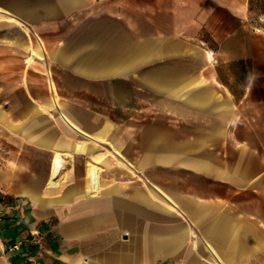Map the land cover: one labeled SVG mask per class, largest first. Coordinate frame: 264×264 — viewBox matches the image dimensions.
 I'll return each mask as SVG.
<instances>
[{"label": "crops", "instance_id": "1", "mask_svg": "<svg viewBox=\"0 0 264 264\" xmlns=\"http://www.w3.org/2000/svg\"><path fill=\"white\" fill-rule=\"evenodd\" d=\"M258 1L0 0V264H264Z\"/></svg>", "mask_w": 264, "mask_h": 264}, {"label": "rangeland", "instance_id": "2", "mask_svg": "<svg viewBox=\"0 0 264 264\" xmlns=\"http://www.w3.org/2000/svg\"><path fill=\"white\" fill-rule=\"evenodd\" d=\"M256 7L258 8V9H260V11L262 10V11H264V0H259L258 2H257V5H256ZM261 13H257L256 15H260Z\"/></svg>", "mask_w": 264, "mask_h": 264}, {"label": "built area", "instance_id": "3", "mask_svg": "<svg viewBox=\"0 0 264 264\" xmlns=\"http://www.w3.org/2000/svg\"><path fill=\"white\" fill-rule=\"evenodd\" d=\"M11 248L14 249V250H18L20 248V244L17 242V243H14L11 245ZM12 264V263H10Z\"/></svg>", "mask_w": 264, "mask_h": 264}]
</instances>
